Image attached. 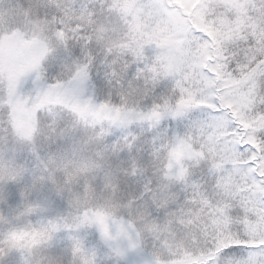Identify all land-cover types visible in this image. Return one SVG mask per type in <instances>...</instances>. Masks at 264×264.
Instances as JSON below:
<instances>
[{"label": "snow or ice", "instance_id": "1", "mask_svg": "<svg viewBox=\"0 0 264 264\" xmlns=\"http://www.w3.org/2000/svg\"><path fill=\"white\" fill-rule=\"evenodd\" d=\"M0 264H264V0H0Z\"/></svg>", "mask_w": 264, "mask_h": 264}]
</instances>
